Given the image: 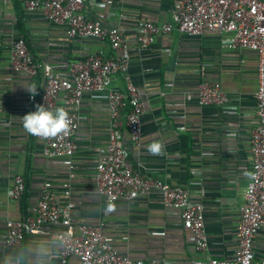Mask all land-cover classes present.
I'll return each mask as SVG.
<instances>
[{
    "label": "crops",
    "instance_id": "1",
    "mask_svg": "<svg viewBox=\"0 0 264 264\" xmlns=\"http://www.w3.org/2000/svg\"><path fill=\"white\" fill-rule=\"evenodd\" d=\"M172 0H114L112 6L91 1L85 16L103 27H122L129 47L127 76L144 104L140 145H134L122 120V143L129 151L134 172L172 186L192 187L194 199L204 205L207 250H195L191 234L182 226L180 212L163 205L160 193L150 189L130 201L108 203L96 191L95 166L107 145L110 111L107 93L84 95L75 136L73 169L62 158H46L41 142L28 135L21 118L35 111L43 89V74L36 77L13 72L8 57L11 44L23 37L35 61L61 77L70 66L103 50L109 43L68 37L67 29L49 21L41 11L28 10L24 0H0V264H60L52 238L61 228L44 225L42 234H26L19 247L3 243L7 221L23 220L40 199L41 187L50 183L58 207L74 205L76 225L103 226L122 255L149 264H191L197 258L232 259L236 251L235 225L250 170L249 140L255 125L257 57L250 50H232L229 37L219 32L188 36L178 31L156 36L141 49L135 41L140 22L167 23ZM112 86L127 92L126 77L112 76ZM202 83H219L227 93L226 105H200ZM62 108L59 100L54 111ZM129 109L127 107L126 111ZM185 126L186 130H178ZM27 185L18 203L7 191L16 177ZM69 185L70 196L64 185ZM153 232H164L154 236ZM256 260L264 261V229L254 239ZM70 264H78L70 259Z\"/></svg>",
    "mask_w": 264,
    "mask_h": 264
},
{
    "label": "built area",
    "instance_id": "2",
    "mask_svg": "<svg viewBox=\"0 0 264 264\" xmlns=\"http://www.w3.org/2000/svg\"><path fill=\"white\" fill-rule=\"evenodd\" d=\"M96 0H24L28 10H39L53 24L65 27L71 39H91L109 43L117 52L106 56L103 50L73 63L65 77L56 75L50 67L35 61L23 37H19L9 49V67L18 74L36 77L43 74L41 93L30 96L45 108H53L60 100L62 109L68 113L70 130L54 138L41 139L42 154L46 158H62L73 169V157L77 151L75 136L81 116L78 110L84 95L93 91L107 93L110 111L108 140L105 151L98 158L94 182L97 193L108 203L130 201L156 189L167 208L180 212L182 226L191 234L195 250L203 254L207 250V234L204 226V205L194 199L192 187L172 186L160 179L138 174L128 165L129 151L122 143L120 126L125 121L130 139L140 145L142 135L141 117L144 104L138 91L127 76L129 47L125 30L112 25L108 28L99 21L85 16L87 4ZM99 4L112 6L114 0H97ZM171 19L167 23L140 22L135 29V41L141 49L155 42L158 35L178 31L188 36H200L207 32H219L229 37L232 50H250L257 57V90L255 93V125L249 140V175L245 188V203L239 209L235 225L236 251L232 259L219 260L197 258L191 264H264L256 260L254 239L264 229V0H172ZM121 73L126 77L127 92L112 86V76ZM200 105H226L227 93L219 83H202L198 90ZM127 107L129 109L126 111ZM4 126L6 123H0ZM178 130H186L180 126ZM65 195L70 196L65 184ZM25 180L18 176L6 195L10 202L18 203L26 193ZM74 205L58 207L51 184L41 187L38 204L29 209L20 221H7L3 243L7 247H19L26 234H42V227L50 224L61 229L54 234L52 244L59 251L60 264H70L75 258L78 264H147L133 260L113 245L103 226L76 225L71 216ZM164 236V232H153ZM7 264H21L19 260ZM149 264H159L151 261Z\"/></svg>",
    "mask_w": 264,
    "mask_h": 264
},
{
    "label": "clouds",
    "instance_id": "3",
    "mask_svg": "<svg viewBox=\"0 0 264 264\" xmlns=\"http://www.w3.org/2000/svg\"><path fill=\"white\" fill-rule=\"evenodd\" d=\"M21 123L28 135L41 139L67 134L70 130L68 113L62 108L52 111L44 106H37L35 111L29 112L21 118Z\"/></svg>",
    "mask_w": 264,
    "mask_h": 264
}]
</instances>
